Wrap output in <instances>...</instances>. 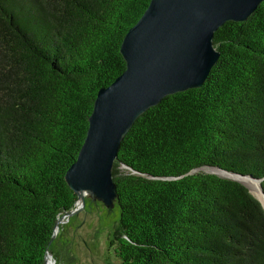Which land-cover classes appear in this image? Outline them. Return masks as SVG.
<instances>
[{"label":"trees","instance_id":"trees-1","mask_svg":"<svg viewBox=\"0 0 264 264\" xmlns=\"http://www.w3.org/2000/svg\"><path fill=\"white\" fill-rule=\"evenodd\" d=\"M148 3L0 0V264H45L55 221L76 200L65 171ZM212 43L203 84L163 97L120 142L118 264H264V206L198 170L264 177V0Z\"/></svg>","mask_w":264,"mask_h":264},{"label":"water","instance_id":"water-1","mask_svg":"<svg viewBox=\"0 0 264 264\" xmlns=\"http://www.w3.org/2000/svg\"><path fill=\"white\" fill-rule=\"evenodd\" d=\"M261 1L149 0L120 43L124 70L109 85L97 90L84 140L64 174L76 200L72 209L57 217L48 246L58 220L78 211L85 196L112 208L118 197L113 163L120 142L134 121L166 95L200 87L219 56L212 43L215 30L228 20L244 21ZM211 173L241 183L250 193L238 177L254 180L264 195V177L221 169ZM48 261L55 264L47 249L45 264Z\"/></svg>","mask_w":264,"mask_h":264},{"label":"rangeland","instance_id":"rangeland-1","mask_svg":"<svg viewBox=\"0 0 264 264\" xmlns=\"http://www.w3.org/2000/svg\"><path fill=\"white\" fill-rule=\"evenodd\" d=\"M118 168L124 169L123 166ZM198 170L216 172L218 169L201 167ZM250 191L256 196L253 190ZM118 219L116 202L108 209L100 200L93 201L85 196L78 211L58 220L54 238L48 246L55 264H118L110 244Z\"/></svg>","mask_w":264,"mask_h":264},{"label":"bare ground","instance_id":"bare-ground-1","mask_svg":"<svg viewBox=\"0 0 264 264\" xmlns=\"http://www.w3.org/2000/svg\"><path fill=\"white\" fill-rule=\"evenodd\" d=\"M221 174H224V175H230L229 173H226V172H220ZM241 181H243V183L250 187L251 190H253L256 194V196L260 199L261 203L263 204L264 206V195L262 194L260 188L258 189V186L257 185L258 183H256L254 180H251V179H248V178H245V177H238ZM48 264H51V261H48Z\"/></svg>","mask_w":264,"mask_h":264}]
</instances>
